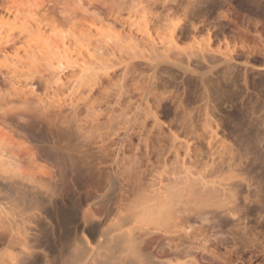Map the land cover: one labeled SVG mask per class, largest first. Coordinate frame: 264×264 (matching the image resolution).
<instances>
[{
  "label": "rangeland",
  "instance_id": "rangeland-1",
  "mask_svg": "<svg viewBox=\"0 0 264 264\" xmlns=\"http://www.w3.org/2000/svg\"><path fill=\"white\" fill-rule=\"evenodd\" d=\"M0 50V91L21 98L6 97L60 99L64 106L51 112L61 119L73 115L72 102L81 105L79 123L94 120L115 160L124 152L143 166L162 165L159 153L173 163L187 149L195 156L188 163L204 156L224 201L207 208V238L190 252L201 264H264V0H0ZM12 114L0 125L43 149L18 119L32 114ZM52 122L49 131H62ZM229 204L238 207L237 223Z\"/></svg>",
  "mask_w": 264,
  "mask_h": 264
},
{
  "label": "bare ground",
  "instance_id": "bare-ground-1",
  "mask_svg": "<svg viewBox=\"0 0 264 264\" xmlns=\"http://www.w3.org/2000/svg\"><path fill=\"white\" fill-rule=\"evenodd\" d=\"M8 95L0 97L2 122H9L10 112L15 116L32 114L18 119L25 118L23 121L32 127L34 138H41L45 146L39 150L25 147L0 125V264H201L190 250L195 242L207 238L208 229L203 221L212 202L216 206L222 201L217 199L218 193L225 189L217 180H208L211 174L207 175L204 156H196L198 163L191 160L194 165L188 163L191 153L186 148L183 157L179 151L174 152L173 163H168L169 153L164 152V156L158 152L162 165L143 166L134 160L137 155H129L132 160L124 152L115 160L113 149L107 145L108 137L93 131V119L79 123L77 112L81 105L72 102L69 107L73 115L67 112L71 117L65 115L61 119L59 110L55 118V111L51 112L64 106L60 99L34 102L28 96L29 100L17 102ZM87 106L85 113L89 116L93 109ZM33 115L40 121L34 120ZM48 118L50 122L57 121L54 125L64 132L54 133L53 128L49 131L50 127L45 126L47 122L50 126ZM110 162L117 166L114 172L109 168ZM87 187L93 189L83 195ZM233 204H229V211L237 223L238 207ZM197 221L199 225L195 224ZM197 245L193 248L199 249L201 244Z\"/></svg>",
  "mask_w": 264,
  "mask_h": 264
}]
</instances>
